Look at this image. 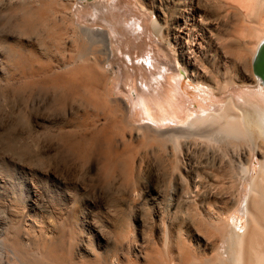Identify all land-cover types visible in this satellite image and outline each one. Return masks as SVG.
I'll return each mask as SVG.
<instances>
[{
	"label": "bare ground",
	"instance_id": "6f19581e",
	"mask_svg": "<svg viewBox=\"0 0 264 264\" xmlns=\"http://www.w3.org/2000/svg\"><path fill=\"white\" fill-rule=\"evenodd\" d=\"M4 1L20 8L25 0ZM54 2L58 8L50 15L56 21L74 24L91 43L105 47L107 58L99 64L108 76L95 88L108 99L112 94L123 95L125 99L113 100L121 105V123L131 128L136 122L140 129L151 132L153 128L166 130L156 132V137L170 142L174 151H180L181 138L193 136L225 153L230 151L238 160L229 185L235 195L222 196L221 190L216 194L211 189L202 195L199 218L183 225L179 217L181 198L186 196L183 192L190 191V203L196 205L203 186L198 176L192 175L186 188L181 184L169 194L168 216L157 214L152 219L151 237L140 238L136 245L144 252L135 260L125 256L130 249H137L117 220L108 228L113 238L104 239L99 233L98 239L96 234L93 250L83 239L91 230L80 227L75 212L70 214L67 233L57 237L54 218L37 213V203L26 200L23 210L12 209L18 221L11 222L12 230H0V264H72L76 244L75 250L93 264H264V84L253 71V61L264 41V0H97L86 7L77 6V0ZM69 64L63 60L60 65L66 68ZM106 64L108 70L104 69ZM231 73L232 77L228 76ZM182 78L197 86L191 95L181 88ZM203 91L207 95L213 91L222 104H204V98H196ZM255 157L259 165L254 172ZM214 179L207 177L216 186ZM159 198L155 191L152 201ZM184 210L188 211L187 207ZM51 211V205L50 210L45 209L49 214ZM237 214L243 223H238ZM27 221L37 234L25 230L23 222ZM100 238L104 249L98 247ZM124 249L129 251L124 254Z\"/></svg>",
	"mask_w": 264,
	"mask_h": 264
},
{
	"label": "rangeland",
	"instance_id": "374dc122",
	"mask_svg": "<svg viewBox=\"0 0 264 264\" xmlns=\"http://www.w3.org/2000/svg\"><path fill=\"white\" fill-rule=\"evenodd\" d=\"M34 1L25 0L19 5L22 7L12 8L0 0L1 231L12 230L11 222H18L15 212L24 209L22 203L26 200H34L38 205L37 213L42 211V215L54 218L56 229L53 231L57 232H54L57 237L59 233H67L70 214L75 212L80 227L91 230L88 239H83L93 250L96 249V234L98 239L100 234L104 239L113 238L108 228L117 220L126 229L131 246L137 249H124L123 252L129 251L125 256L135 260L141 259L144 252L137 246L140 238L149 240L151 237L152 219L157 214L158 217L160 214L168 216L169 194L175 188H186L192 175L198 176L203 186L196 205L190 203L193 194L183 192L188 198L182 196L180 203L179 217L183 225L192 218H199L202 195L207 192L213 190L219 194L221 190L222 196L235 195L229 186L238 161L234 154L231 157L230 151L225 153L199 136L201 140L196 136L181 138L180 151H174L170 142L156 137L158 132H165L164 129L153 128L151 132L140 129L136 122L127 128L121 123V105L113 101L123 99V95L112 94L108 99L96 90L100 79L108 76L100 66L107 58L105 47L101 43H91L73 28L74 24L56 21L50 15L58 8L54 0ZM96 1L77 0V6L86 7ZM20 9L24 10L18 12ZM209 12L212 20L216 18L212 11ZM63 60L70 63L68 67L60 65ZM114 66L113 63L115 71ZM104 67L109 69L107 64ZM114 80L112 78V82ZM181 84L188 95L197 89L188 78H182ZM212 92L207 95L203 91L196 98H204L202 102L208 106H220L221 98ZM252 165L255 172L259 159L253 158ZM207 177L215 178L216 186L211 185ZM155 191L160 194L157 203L151 199ZM50 205L55 214L45 212V209L50 210ZM237 221L244 222L238 214ZM27 224L28 221L23 222L25 230L35 233ZM103 238L98 241L101 249H104ZM76 246L72 248V264H93L82 258ZM60 253L58 255L65 256Z\"/></svg>",
	"mask_w": 264,
	"mask_h": 264
},
{
	"label": "water",
	"instance_id": "95a60500",
	"mask_svg": "<svg viewBox=\"0 0 264 264\" xmlns=\"http://www.w3.org/2000/svg\"><path fill=\"white\" fill-rule=\"evenodd\" d=\"M253 71L254 74L260 77L262 84H264V41L259 46L253 61Z\"/></svg>",
	"mask_w": 264,
	"mask_h": 264
}]
</instances>
